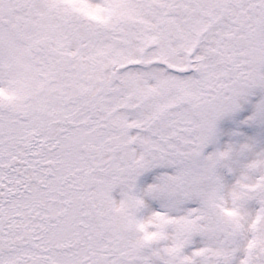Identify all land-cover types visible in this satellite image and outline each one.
<instances>
[{
  "label": "snow or ice",
  "instance_id": "obj_1",
  "mask_svg": "<svg viewBox=\"0 0 264 264\" xmlns=\"http://www.w3.org/2000/svg\"><path fill=\"white\" fill-rule=\"evenodd\" d=\"M0 264H264V0H0Z\"/></svg>",
  "mask_w": 264,
  "mask_h": 264
}]
</instances>
